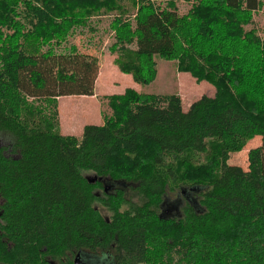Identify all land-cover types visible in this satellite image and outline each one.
Returning <instances> with one entry per match:
<instances>
[{"label": "trees", "instance_id": "1", "mask_svg": "<svg viewBox=\"0 0 264 264\" xmlns=\"http://www.w3.org/2000/svg\"><path fill=\"white\" fill-rule=\"evenodd\" d=\"M235 9L264 15V0H0V264H119L141 239L144 264H264V24ZM100 17L135 83L160 58L214 95L184 111L126 88L99 97L101 124L61 134L58 98L94 94L98 58L74 38Z\"/></svg>", "mask_w": 264, "mask_h": 264}, {"label": "rangeland", "instance_id": "2", "mask_svg": "<svg viewBox=\"0 0 264 264\" xmlns=\"http://www.w3.org/2000/svg\"><path fill=\"white\" fill-rule=\"evenodd\" d=\"M177 7L178 11L183 13L186 11L188 4L178 2ZM235 14L244 24H252L256 26L264 24V15L261 11L256 12L248 9H235ZM98 20L99 21L96 24V32L85 30L81 34L75 36L74 42L82 52L90 53L99 58V76L95 85L97 94L119 93V89L130 87L134 81L129 74L120 72L113 62L114 56L108 50V47L111 44V36L110 31L108 30L107 18L100 17ZM156 70V77L150 84L142 86L136 83L140 92L178 94L181 98V107L184 111H186L189 105L199 97L203 95L208 97L214 95L215 89L210 83L203 80L197 81L188 72H178L174 61L156 58ZM101 104L99 96L98 98L76 95L59 97L57 100L59 132L64 135L79 136L81 135L83 126L86 124H101ZM9 142L10 141L6 135L0 134V146L6 147ZM258 143L259 139L257 138L249 141L241 152L230 156V163L245 168L246 153ZM5 153L9 155V152ZM11 156L14 157V155ZM180 200L181 197H179V195L168 196L163 208L164 211H162L164 212V215L178 214V206L181 204H179ZM98 210L102 215L107 216V213L101 207H99ZM137 233L139 232L137 231ZM141 246V250L136 252L131 251V253L126 246L125 248H121V251L119 252V264H144L142 239ZM97 259L98 258L94 257L85 258L84 263L98 264L99 262ZM100 262H102V260H100Z\"/></svg>", "mask_w": 264, "mask_h": 264}, {"label": "crops", "instance_id": "3", "mask_svg": "<svg viewBox=\"0 0 264 264\" xmlns=\"http://www.w3.org/2000/svg\"><path fill=\"white\" fill-rule=\"evenodd\" d=\"M108 58V57H107ZM98 61H99V58H98ZM112 62V61H111ZM99 65V64H98ZM111 65H112V63H111ZM99 67H100V65H99ZM99 69V68H98ZM98 76H99V71H98V74H97V77H96V80H95V84H94V91H93V95H91V96H89V97H91V98H98V96L100 97V96H103V95H107V93H103V94H97V92H96V90H95V85H96V82H97V78H98ZM122 76H124V75H122ZM126 88H131V89H134V90H136V91H139L138 90V85L135 83V82H133V84L130 86V87H125V88H121V89H119V93H121L123 90H125ZM119 93H114V94H119ZM83 97V96H82ZM84 97H86V96H84ZM64 135V134H63Z\"/></svg>", "mask_w": 264, "mask_h": 264}, {"label": "water", "instance_id": "4", "mask_svg": "<svg viewBox=\"0 0 264 264\" xmlns=\"http://www.w3.org/2000/svg\"><path fill=\"white\" fill-rule=\"evenodd\" d=\"M85 179L89 182H94L95 181V177L91 176V175H85ZM78 257V256H77ZM74 263L75 264H78L79 263V260L78 258H75L74 260Z\"/></svg>", "mask_w": 264, "mask_h": 264}]
</instances>
